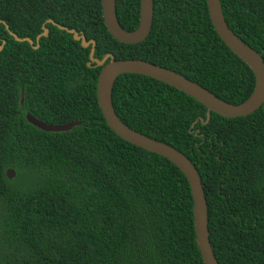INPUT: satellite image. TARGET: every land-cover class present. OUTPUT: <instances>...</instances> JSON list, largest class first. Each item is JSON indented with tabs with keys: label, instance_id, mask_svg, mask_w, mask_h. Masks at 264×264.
Returning a JSON list of instances; mask_svg holds the SVG:
<instances>
[{
	"label": "trees",
	"instance_id": "16d2710c",
	"mask_svg": "<svg viewBox=\"0 0 264 264\" xmlns=\"http://www.w3.org/2000/svg\"><path fill=\"white\" fill-rule=\"evenodd\" d=\"M221 6L230 28L264 58V0ZM116 12L134 30L140 0H116ZM47 19L94 39L97 58L151 61L232 103L247 99L256 81L216 32L206 0H154L151 30L137 43L108 31L102 0H0V264H205L186 176L107 125L90 46ZM43 24L48 34L37 48L6 28L35 43ZM112 100L123 122L196 166L219 263L264 264V104L237 117L212 111L204 122V104L140 73L120 74ZM27 112L47 123L82 122L44 131Z\"/></svg>",
	"mask_w": 264,
	"mask_h": 264
},
{
	"label": "water",
	"instance_id": "95a60500",
	"mask_svg": "<svg viewBox=\"0 0 264 264\" xmlns=\"http://www.w3.org/2000/svg\"><path fill=\"white\" fill-rule=\"evenodd\" d=\"M211 22L223 40V42L252 69L255 75V86L250 96L240 103L226 101L200 83L193 81L183 74L171 68H166L151 61L127 58L115 59L112 53H106L102 58L94 55L96 41L87 39L83 32H78L74 28H68L52 19L51 22L62 30L72 33L75 40L80 41L82 47H89V60L87 65L100 66L96 84V94L98 104L101 108L107 125L125 140L142 147L151 152L160 154L174 162L186 176L193 197L194 229L197 244L205 264H220L214 253L209 238L208 228V204L205 196L204 185L196 166L182 151L171 144L152 138L121 120L116 113L112 100V90L116 78L122 73H140L154 77L164 83L176 87L177 89L191 95L207 107L206 120L208 122L211 112H216L223 116L237 117L248 115L264 104V58L251 45L239 37L228 25L222 11L221 0H206ZM102 10L105 25L108 31L117 40L125 43H137L143 41L149 34L153 22L154 0H140L139 24L134 30L125 29L119 22L116 12V0H102ZM7 30L17 41H28L34 48L39 46L41 36L48 34V28L42 25V32L36 36L35 43L30 37H19L15 33ZM4 43V41H3ZM2 45H0V49ZM20 103H23V89H21ZM28 122L44 131H64L80 124L81 120H74L65 123H47L30 112L26 113ZM8 178L15 176V170H6Z\"/></svg>",
	"mask_w": 264,
	"mask_h": 264
}]
</instances>
